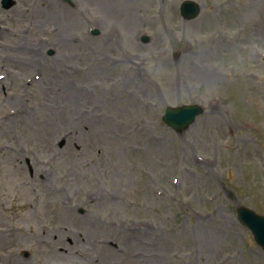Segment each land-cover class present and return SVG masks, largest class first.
Masks as SVG:
<instances>
[{
	"label": "rangeland",
	"instance_id": "obj_1",
	"mask_svg": "<svg viewBox=\"0 0 264 264\" xmlns=\"http://www.w3.org/2000/svg\"><path fill=\"white\" fill-rule=\"evenodd\" d=\"M182 1L0 6V264H264V0Z\"/></svg>",
	"mask_w": 264,
	"mask_h": 264
},
{
	"label": "water",
	"instance_id": "obj_2",
	"mask_svg": "<svg viewBox=\"0 0 264 264\" xmlns=\"http://www.w3.org/2000/svg\"><path fill=\"white\" fill-rule=\"evenodd\" d=\"M64 1L69 2V0ZM181 10L183 13H190L185 16L186 19L194 18L199 12L198 6L190 2H184ZM94 34H97V31H95ZM146 41L147 39L145 38L144 42ZM201 112L202 110L195 106H181L177 108L166 107L162 120L166 125L180 133L185 130ZM237 218L242 225L248 227L253 232L255 239L264 249V217L258 216L253 211L244 207H240L237 210Z\"/></svg>",
	"mask_w": 264,
	"mask_h": 264
}]
</instances>
